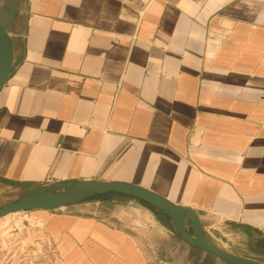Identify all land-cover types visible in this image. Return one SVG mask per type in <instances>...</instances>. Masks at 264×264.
<instances>
[{"label": "crops", "instance_id": "0c3cea01", "mask_svg": "<svg viewBox=\"0 0 264 264\" xmlns=\"http://www.w3.org/2000/svg\"><path fill=\"white\" fill-rule=\"evenodd\" d=\"M4 7L13 62L0 91V181L25 195L55 181L139 185L194 209L221 247L264 262V0ZM19 212L60 239L68 264H173L172 243L191 264L209 254L122 193Z\"/></svg>", "mask_w": 264, "mask_h": 264}, {"label": "water", "instance_id": "95a60500", "mask_svg": "<svg viewBox=\"0 0 264 264\" xmlns=\"http://www.w3.org/2000/svg\"><path fill=\"white\" fill-rule=\"evenodd\" d=\"M13 62L11 37L0 22V91L10 73ZM115 192L139 198L160 211L170 220L173 232L185 243L201 249L228 264H264L221 247L204 228L197 212L177 205L145 187L120 181L83 179L48 182L30 194L0 207V218L25 210L55 209L88 199L98 193Z\"/></svg>", "mask_w": 264, "mask_h": 264}, {"label": "rangeland", "instance_id": "374dc122", "mask_svg": "<svg viewBox=\"0 0 264 264\" xmlns=\"http://www.w3.org/2000/svg\"><path fill=\"white\" fill-rule=\"evenodd\" d=\"M0 20L6 27H11L13 17L9 14L8 8L0 9ZM27 192L28 190L21 187L0 181V207L24 196ZM226 238L235 243L233 238ZM59 241L60 239L50 237L43 222L30 213L18 211L0 218V264H68V248ZM183 252V249L177 250L172 243L166 257L170 258L173 264H191L185 260ZM215 261L223 264L215 259L212 263Z\"/></svg>", "mask_w": 264, "mask_h": 264}, {"label": "trees", "instance_id": "16d2710c", "mask_svg": "<svg viewBox=\"0 0 264 264\" xmlns=\"http://www.w3.org/2000/svg\"><path fill=\"white\" fill-rule=\"evenodd\" d=\"M107 193V195H108V200H114L115 199V196L116 195H118V193H115V192H106ZM30 194V193H29ZM25 196V195H24ZM95 196L96 195H94V196H92V197H90V198H88V199H92V198H95ZM23 197V196H22ZM88 199H85V200H88ZM157 211H158V213L160 214H162V211H160L159 209H157ZM191 255H194L197 259H199V257H200V252L199 251H197V252H192L191 251ZM212 260H213V258H212V255H210V254H206V256L204 257V259H203V264H212Z\"/></svg>", "mask_w": 264, "mask_h": 264}]
</instances>
